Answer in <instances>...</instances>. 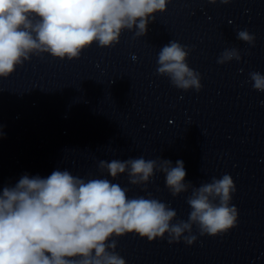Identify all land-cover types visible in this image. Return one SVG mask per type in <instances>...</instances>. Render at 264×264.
Segmentation results:
<instances>
[{
  "label": "clouds",
  "instance_id": "9594fccd",
  "mask_svg": "<svg viewBox=\"0 0 264 264\" xmlns=\"http://www.w3.org/2000/svg\"><path fill=\"white\" fill-rule=\"evenodd\" d=\"M169 2L0 0V78L9 77L32 56L74 60L94 43L114 47L124 30L144 36ZM237 39L255 46V35L247 29L239 30ZM190 51L171 40L158 53L156 74L168 77L177 89L199 92L201 74L187 63ZM233 60H241L236 47L226 48L216 62ZM249 79L254 90L264 92V74L252 71ZM98 168L113 179L127 173L131 185H147L157 171L163 173L173 197L191 189L188 219L178 220L176 210L151 193L130 198L127 188L106 177L86 180L67 170H54L47 178L25 174L15 186L0 191V264H126L115 251V237L136 234L151 242L167 234L168 243L183 240L191 246L197 239L194 226L201 236H217L237 225L238 209L231 204L236 186L229 174L197 187L185 182L182 160L173 166L167 159L158 163L140 156L99 160Z\"/></svg>",
  "mask_w": 264,
  "mask_h": 264
}]
</instances>
